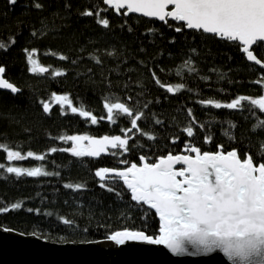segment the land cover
Listing matches in <instances>:
<instances>
[{
  "label": "trees",
  "instance_id": "1",
  "mask_svg": "<svg viewBox=\"0 0 264 264\" xmlns=\"http://www.w3.org/2000/svg\"><path fill=\"white\" fill-rule=\"evenodd\" d=\"M88 11L93 15H83ZM0 44L3 77L20 90H0V207L10 209L0 213L3 229L58 243H94L124 228L155 236V211L132 201L121 179L102 181L97 170L140 165L141 155L155 163L191 146L235 149L240 159L264 162V111L251 104L264 96V70L247 62L237 41L187 30L176 20L116 14L102 0H0ZM252 50L264 61V42ZM37 66L47 72L30 71ZM63 96L68 100L56 99ZM241 96L248 99L237 109L214 107ZM116 103L132 115L113 109L109 119L104 105ZM115 135L128 140L127 151L99 157L75 156L67 139ZM7 151L21 158L8 160ZM10 166L42 174L17 177L7 173ZM14 203L22 208L13 210Z\"/></svg>",
  "mask_w": 264,
  "mask_h": 264
},
{
  "label": "snow or ice",
  "instance_id": "2",
  "mask_svg": "<svg viewBox=\"0 0 264 264\" xmlns=\"http://www.w3.org/2000/svg\"><path fill=\"white\" fill-rule=\"evenodd\" d=\"M16 2L17 0H9L13 5ZM104 3L118 9L127 5L128 13H142L145 17L159 18L160 21H165L166 17L172 18L185 22L188 29L202 30L229 41H238L243 45L242 51L247 54V60L254 61L256 65L261 64L249 46L264 42V0H104ZM169 6L174 7L168 11L166 9ZM36 7L42 6L37 3ZM83 15L91 16L93 13L88 11ZM98 23L105 28L109 26L108 19H100ZM181 30L176 28L177 32ZM2 47L0 44V48ZM38 70L46 71L44 68ZM30 71L35 72L37 68L32 67ZM4 72L5 68L0 67V74ZM156 83L159 84L160 81L157 80ZM0 89L11 90L13 94L20 91L2 76ZM167 90L172 92L173 88L169 87ZM56 99L68 100L66 96ZM247 99L248 97L241 96L226 104L214 103L212 100L206 103H214L216 109L234 110L241 105V101ZM251 104L264 111V96L251 100ZM104 107L108 110L109 119L113 118V109L132 115L122 103L105 104ZM43 110L49 111L47 103ZM71 111L75 113L77 109L73 107ZM80 115L87 117L90 113L81 111ZM138 119L139 116L131 120L133 128L137 126ZM96 123V118L92 117V124ZM185 131L189 137L193 135L191 127ZM67 139L78 141L85 137L69 136ZM91 143L93 147L87 153L76 148L70 151L77 157H97L109 147L127 151L128 140L115 135L92 139ZM2 148L4 145L0 144V149ZM190 151L195 155L169 153L166 156L160 155L155 163L147 162V158L141 155L139 166L132 163L122 170L100 168L96 171L95 175L102 181L113 179L106 174L115 173V178L121 179L130 190L131 200L154 209L159 217L158 235L124 228L111 232L107 239L119 245L126 241L163 245L174 254L186 252L188 245L202 252L219 249L239 264H264V162L254 166L253 157L248 156L242 160L235 149L226 153L202 152L199 147L191 146ZM27 155L31 157L33 153L28 152ZM7 157L8 160L19 159L21 154L7 151ZM6 171L17 177H37L42 174L39 168L21 169L10 166ZM65 187L72 188L73 185ZM11 208L21 209L22 205L14 203ZM9 210L8 207H0V213H7ZM63 223L69 224L71 221L63 220Z\"/></svg>",
  "mask_w": 264,
  "mask_h": 264
},
{
  "label": "water",
  "instance_id": "3",
  "mask_svg": "<svg viewBox=\"0 0 264 264\" xmlns=\"http://www.w3.org/2000/svg\"><path fill=\"white\" fill-rule=\"evenodd\" d=\"M102 1L104 2V0ZM105 5L113 9L116 14L122 11L125 16L135 14L145 17L142 13H128L127 5L121 9L113 5ZM172 7L174 6H169L166 10L170 11ZM125 13L128 14L126 15ZM147 18L160 21L159 18L155 17ZM166 19L174 20L168 17ZM182 23H184L187 30H194L188 29L185 22ZM240 45L243 49V45ZM249 47L250 51H253V45ZM243 54L247 60V54ZM257 59L259 58L257 57ZM260 61L261 64L256 65L254 61L247 60V62L264 70V61ZM36 68L39 73L47 72V68L44 66H37ZM39 68H44L46 71L41 72L38 70ZM0 76L4 78L3 74H0ZM169 87L165 86L164 88L167 90ZM0 90L11 92V90L7 89ZM170 93H173V91ZM92 139L100 138L85 137V139L73 141V143L78 150L81 149L83 144H86L87 149L83 152L87 153L93 147L91 143ZM110 150L114 149L109 147L106 151L101 152L99 156L109 154ZM186 151L191 153L190 148H187L182 153H179V155H185ZM84 156L93 157L88 155ZM106 176L115 177V173H108ZM0 264H239V262L228 258L219 249H214L211 252H202L188 245L186 252L174 254L163 245H152L143 241H126L123 245L116 244L109 239L94 243H58L45 240L35 235L26 236L11 230L4 231L0 227Z\"/></svg>",
  "mask_w": 264,
  "mask_h": 264
},
{
  "label": "flooded vegetation",
  "instance_id": "4",
  "mask_svg": "<svg viewBox=\"0 0 264 264\" xmlns=\"http://www.w3.org/2000/svg\"><path fill=\"white\" fill-rule=\"evenodd\" d=\"M85 149H87V145H86V144H83L80 150H81V151H84ZM184 149H187V148H184ZM184 149H183V150H184ZM181 153H182V152H181ZM185 155H193V156H194V154L189 153L188 151L185 152ZM242 160H243V159H242ZM254 166H258V165L254 164Z\"/></svg>",
  "mask_w": 264,
  "mask_h": 264
},
{
  "label": "rangeland",
  "instance_id": "5",
  "mask_svg": "<svg viewBox=\"0 0 264 264\" xmlns=\"http://www.w3.org/2000/svg\"><path fill=\"white\" fill-rule=\"evenodd\" d=\"M75 148V147H74ZM31 157H35V155H32ZM36 158H38V157H36ZM16 159V158H15ZM16 167H18V166H16ZM18 168H21V169H33V168H29V167H18Z\"/></svg>",
  "mask_w": 264,
  "mask_h": 264
}]
</instances>
